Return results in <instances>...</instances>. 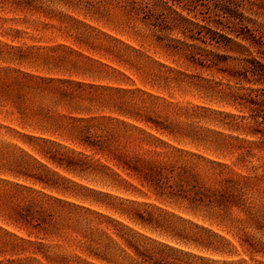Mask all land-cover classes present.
Segmentation results:
<instances>
[{"label":"rangeland","instance_id":"374dc122","mask_svg":"<svg viewBox=\"0 0 264 264\" xmlns=\"http://www.w3.org/2000/svg\"><path fill=\"white\" fill-rule=\"evenodd\" d=\"M251 59L264 65V0H0V180L33 190L0 185L16 193L0 235L43 252L0 261L264 264V79L238 74ZM51 144L69 170L40 155ZM34 161L68 181L16 175L54 181ZM23 197L81 208L49 202L59 216L36 233L10 219Z\"/></svg>","mask_w":264,"mask_h":264},{"label":"trees","instance_id":"16d2710c","mask_svg":"<svg viewBox=\"0 0 264 264\" xmlns=\"http://www.w3.org/2000/svg\"><path fill=\"white\" fill-rule=\"evenodd\" d=\"M220 11L222 12V14L224 15L223 17L228 18V19H234L233 17V13L229 10V8L225 6H223V8H220ZM191 25V24H188ZM232 31V30H230ZM239 31L241 32V34H236V37H238L239 35H242V39L246 40L248 38H253L252 33L246 29V28H240ZM213 35H219L224 41H226L227 43L231 42V39L227 36H223L220 34H217L216 32H212L210 31ZM217 43V42H215ZM246 65L244 66V68L238 73L239 75H242L243 78L247 79V75L252 76L253 78L255 77L256 79H264V65L257 62L254 59L251 60H246ZM237 74V75H238ZM231 77H235L234 74H229ZM251 104L253 105H259L258 103L255 102H251ZM261 106V105H259ZM264 118V115L262 116ZM94 145V144H91ZM248 153V150H246ZM40 155L46 159L47 161H50L51 163H53L54 165L61 167L62 164V159H57L56 156H63L66 158L65 160V164L64 166H62L64 169L69 170L70 165L72 164L73 161H71L72 159H70V157H66L64 156V154L60 153V151L57 149L56 146H54L53 144L46 146H42L39 150ZM34 160V159H33ZM36 164H38L37 167H34L35 170L40 171V172H44V174H48L50 175V178H54V181L49 182V180L47 181L44 177H42L43 174H27L26 172H22L20 174V172H17V176L21 175L23 177H27L31 180H33L35 183H38L39 185H42L43 187H47L48 189H57L56 188V181L55 180H61L62 182H67L68 180L59 176L58 174L54 173V172H50V170H48L44 165H42L39 162L34 161ZM20 165V163H18ZM33 170V169H32ZM73 171V170H70ZM1 184H5V186H10L12 187L14 190H16L15 192H18L19 190H24L27 192L33 191L30 190L29 188L20 186L17 183H12V182H8L5 180H0V185ZM22 188V189H21ZM57 193H61L62 195H65L64 191L61 190H56ZM16 193H13L12 195H9V191L5 190V189H1L0 190V202L1 203H5L6 204V197L8 198H13L15 196ZM71 197H73V199H78L80 200L81 198L76 196L75 194L71 195ZM23 201L27 202L26 205H22V206H18V205H11L10 210H11V216L10 219H12L13 223L15 224H19L23 227H25L26 229H32L35 230L36 233H48L49 231H51L52 229V220L56 217L59 216V213L57 212V209L54 208L52 205H49V202H51V204H57V206H60L61 208H75V209H79L81 208V206H78L77 204L71 203V202H67L65 200L59 199V198H53V197H47V200L44 203H41L39 201H34L33 199H28L27 197H23ZM39 204L37 207H34L33 211H32V207L35 206L34 204ZM43 205L45 207H43ZM29 234H32L33 232H28ZM13 238L16 241H10L9 239ZM250 240H252V243H249V246L254 249V247L256 246V242L254 241V238H251ZM9 247V251H20V252H24L27 251L29 252V248H36V251H39L42 255V244L39 242H33L30 240H24L21 238H17L12 234H9L8 232H4L2 235H0V254L1 253H5L7 250L6 248ZM32 254H36L37 252L31 250ZM141 256V255H139ZM142 259V264H156L155 262H150V258H148L147 256H143ZM31 260H35L34 258H31ZM0 264H23L21 259H17V260H10V259H6L4 261H0Z\"/></svg>","mask_w":264,"mask_h":264}]
</instances>
